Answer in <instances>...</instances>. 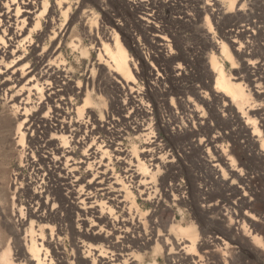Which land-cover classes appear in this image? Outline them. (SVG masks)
<instances>
[{
	"label": "bare ground",
	"instance_id": "1",
	"mask_svg": "<svg viewBox=\"0 0 264 264\" xmlns=\"http://www.w3.org/2000/svg\"><path fill=\"white\" fill-rule=\"evenodd\" d=\"M132 1L135 5L131 7L141 11L149 0ZM194 1L197 18L208 13L213 16L214 8L223 14L232 12L233 20H229H235L236 30L224 32L220 40H215L209 34L207 23L206 28L199 27L197 35L203 49L195 72L198 71L200 80H194L196 83L193 82L190 92H175L178 97L172 93V88L158 86L167 76L177 79L186 71L178 61L173 62L177 60L176 52L161 28L151 23L152 15L143 14L139 19L152 33L161 56H158V66L150 64L147 68V90L139 88L137 79L141 74L137 65L130 63L128 52L116 34L103 35V40L109 42L106 43L95 36L91 27L85 32L91 49L99 55L97 65L105 67L100 81L115 92L112 111L124 115L132 133L143 140L140 150L132 146L130 151H123L114 138V143L110 141L112 146L108 145L114 147L110 157L104 149L107 143L97 142L98 138L94 137L95 123L100 119L96 120L91 110L87 75L85 84L73 83L65 72H59L48 63L43 67L44 73L37 77L36 68L27 62L25 49L37 55L38 63L55 58L71 23L68 22L69 9L64 8L66 4L59 0L61 3L48 8L41 0H0V90L5 95L4 110L0 114V129L4 133L1 139L8 143L9 157L18 156V166L28 168L29 172L22 176L18 172L0 170V264H144L149 250L154 257L161 252L164 264H207L208 253L213 251L209 252V246L193 226L184 228L180 221L177 225L172 222L168 228L165 222L144 214L133 204V192L156 205L161 202L162 198H156L151 190V179L175 161L159 146L158 138L151 131L152 112L157 110H165L174 125L181 126L168 128L171 134L184 133L197 138L191 145L198 149L200 160L209 169V180L222 183L225 190L236 195L229 201L237 211L233 214L217 211L216 223L208 216L215 209L214 205L204 204L197 212L204 224L208 221L218 224L222 232L243 249L244 255H248L246 244L249 242L244 239L257 230L253 225L256 219L245 209H252L258 200L264 202V5L257 4L255 13L249 17L244 13L243 0L227 1V7L220 0ZM53 8L61 10L65 21L59 33L50 38L49 46L40 49L37 42L46 35L37 34V42H34L32 33L38 27L39 17H51ZM51 26H54L53 20ZM217 53L230 63L233 73H225ZM170 59L166 70L163 63ZM48 79L52 83L47 82ZM37 80L43 81L40 89L33 85ZM151 84L157 85L152 100L149 92L156 87L151 88ZM32 90H37L41 99L31 114ZM72 95L83 96L82 104L75 105ZM51 100L54 104L49 116L45 111ZM204 106L211 118L232 126L228 132L234 136L231 148L223 144L228 133L224 138L216 134L200 137L204 127L210 132L213 130ZM137 116L140 121L133 120ZM107 117L105 123L104 119L98 121L104 123L102 127L116 123L112 116ZM111 158L122 166L119 175L109 167ZM162 191L165 198L173 196L169 191ZM261 221L263 224L264 220ZM245 223L251 231L245 229ZM256 237L258 234L253 239ZM261 239L264 238L261 236ZM222 244V251L228 253L231 247L228 243ZM195 248L200 255L189 254ZM250 251L253 264H264L263 244ZM156 258L152 264L156 263Z\"/></svg>",
	"mask_w": 264,
	"mask_h": 264
},
{
	"label": "rangeland",
	"instance_id": "2",
	"mask_svg": "<svg viewBox=\"0 0 264 264\" xmlns=\"http://www.w3.org/2000/svg\"><path fill=\"white\" fill-rule=\"evenodd\" d=\"M44 1L47 3L48 8H52L53 4H55L56 6V4L61 2H64V5L66 4L64 8L65 7L68 8L69 9L68 14H70V16L67 14V18L68 16L71 17L68 18L69 19L68 22H71L69 23L70 26L68 25V32H67L68 34L66 35L64 40L58 45L59 49L55 58L53 57L49 61H46L43 64L38 63L37 55L32 54L29 49H25L27 62L29 63V65L31 66L33 65V67L36 68L37 77L39 76V74L44 73L43 67L48 63L49 64L51 63L53 68H57L59 72L61 73L65 72V74H67V76L73 83H79L80 85H82L81 83L85 84L84 77L85 75H87V77L89 78V85L87 91L88 94L90 95L91 110L93 112V115L95 116V119L96 120L100 119V121L105 120L104 121L105 123L106 120L108 119V117L106 118V116L110 115L116 120L115 124L113 125L109 124L107 125L108 127L105 124L106 128L102 127L104 123L102 122L99 123L100 122L99 120H98L99 122L96 121L95 123L96 125L94 124L95 127L97 126L94 137L95 139L98 138L97 142L103 140L104 143H107L104 149L106 150V155L108 154L107 156L110 155V157L113 154V150H114V147L110 148V146H112L110 141L114 143L113 141L114 138L117 139L116 144H118V147L120 145L119 148L123 151H130L132 146H135L137 147V149L140 150L143 144V140L139 138L137 139L136 137L137 135L132 133L131 129H129L130 124L125 120L124 115H118L114 112V110L112 111L111 109V101L115 97L114 94L115 92L112 88L104 85V83L100 81V78L102 77V72L105 71L104 69L105 67L103 65L101 66L97 65L98 63L97 60L99 55L96 51L91 49V45H92L91 41L87 36V34L85 33L86 31H88V28L91 27L93 31L95 30L94 32L95 36L97 38H101L102 40H103V35H105L106 33L116 34L119 42L128 52L130 63L134 66L137 65L136 67L141 74L139 80L137 79L139 88L143 87L144 89L147 90L148 89L147 75H146L147 68L150 67L149 66L150 64L151 66H158V60L159 58H161V56L159 55L160 50L157 49V47L153 43L154 40L152 39V33L149 30H146L145 27H143L144 25L143 23H141L142 21L139 19L140 17H142L141 15L143 14L152 15L150 19L151 23L161 28L162 33L166 35V37L169 39L170 44L172 45L174 51L176 52L177 60L175 58L173 62L176 64V62L178 61L177 63H180L183 67H185L186 75L183 74L177 77V79L172 76H167L168 78H166L165 82H163L164 84L163 83H160V85L158 84L159 87L166 86L169 87L170 89L172 88L171 89L172 93L175 95H176L175 92H177V94H180L185 90L187 92H190L193 82L196 83L195 81L198 82L200 80L198 71L195 72L196 71L195 65L198 62V58L200 59V57L202 56V49H203L201 38L198 37L197 35L198 30H200L199 27L205 26L206 28V23H207V26H209V29L207 27V29L210 32L209 34L215 40H220L224 32H228L234 29L236 30L235 20L234 22H232L233 20L232 17L234 15L232 12H227L223 14L220 11H218L219 12L218 13L214 8L213 16H211L208 13L205 15H201V17L199 16L200 19L197 18L198 16L195 14L193 8L194 6H196L194 0H149L147 2V6H145L144 9L141 11L135 10L131 7V5H135V3L132 0H130L131 2L129 0H61V2H59V0H53V1L41 0V2ZM227 1L230 0H220V2H223L222 4L224 5V7L228 6ZM243 1L245 2L244 13H246L247 15L249 14L248 15L249 17L251 14L255 13L257 4L261 3L262 5H264V0H243ZM60 11L59 10L57 11V9L53 8L54 13L52 14L51 17L47 18V16L45 15H41L39 17L38 27L33 31L31 38L32 41L37 42V38H36L37 34L46 35L42 40L37 42V45L39 44L40 49L48 47L50 44V38L54 36L53 34L59 33L58 31L60 30V26L65 21V17L60 13ZM52 20L54 22V26H51ZM238 25H241V23L237 24V26ZM103 41L106 42L105 40ZM217 54L216 57L219 64H224L223 68L225 69L224 70L225 73L228 75L231 74V72L233 73L234 71L231 68L232 66L230 65V63L224 61L222 56H220L219 54L218 56ZM101 56L103 57V59H106L104 58L105 57L104 54H101ZM179 60L181 62H179ZM192 61H193V66H192ZM166 62H164L163 64L165 65V69L167 70L168 64H171L170 63L171 59ZM174 63H172V65ZM196 75L197 77H195ZM178 78L181 80L183 78V80L182 81L180 80L179 82ZM47 82L52 83V80L48 79ZM145 82L147 84H145ZM177 82L179 83L178 85ZM42 83L43 81L37 80L33 83V85L35 86L37 85L36 88L40 89ZM151 88H155L153 90L151 89V92H149L150 93L149 97L152 100L154 98L153 97L154 90H157V85L153 86L151 84ZM31 92H32L31 96L29 97V105H30L29 113L32 114L35 112L36 106L39 100L41 99V94L37 90H32ZM2 93L4 94V92L0 90V114L4 110L3 103H4L5 95H3ZM176 96L178 97V95ZM71 97L75 105L82 104L83 96L76 97L75 95H72ZM52 104H54V100H51L49 102L48 105L49 108H47L46 109L47 111H45L49 116L52 115L51 114L52 112L51 110L53 107ZM206 110L207 109H205L204 111ZM206 113H207L206 115L209 116V112L206 111ZM166 115L167 114L165 113V110L164 111L157 110L155 112L153 111L150 120V125L152 126L151 131L153 132L155 137H157L159 140L157 143L159 144V146L165 148L168 154L172 156L173 159L175 160L174 163L169 165L170 167L168 166L166 170H163L161 173H159L158 175L154 176L151 179V185L153 186L151 190H153L156 193L155 195L156 198H158V196L159 199L162 198L161 202L158 205H156L155 203L149 200L146 201L145 197L137 196V193L133 192L132 196H133L134 206H136L144 214H150L151 216L153 215L154 219H157L162 223L165 222L164 224L168 228L170 227V224L172 222L173 224L177 225L180 221L182 222L181 226L184 228L187 226H193L196 232L198 234L200 233L199 235L203 238V240H205V242L209 246L208 247L209 252L213 251L211 252L213 255L208 253L207 264H253L252 252L250 250L254 249V247L257 245H262V244L264 245V239H261V236L262 238H264L263 237L264 226H261L264 225V221L263 224L261 221L262 219L264 220V216H263L264 202L258 200L256 201L257 204L255 203V206L252 207V209L250 208L245 209V211L249 210L250 212L249 211L247 212L250 215L253 214L252 216L256 219V222H254L253 225L254 227L256 226V230L258 232V233L257 232L252 233L251 236H247L249 239L247 237L246 239H244L245 242L247 241L249 242V244L247 243L246 245L248 246V250L251 253L250 254L248 252V255L245 256L243 253V249L235 242H232L230 237H228L222 232L219 225L215 224L216 217H218L219 214L218 213L219 210L223 214H225L227 211H228L227 213H232V214L234 213V211H237V209L231 204L232 201H229L231 199H234V196L236 195L233 192L231 194L230 193L231 190H227V189L225 190L222 183L213 182L209 180L208 178V176L210 175L209 169L205 165H203L204 163L200 160L201 156L198 149L192 147L193 145L192 142L195 141V139L197 138L189 137V135L184 133L181 135L178 133L171 134L168 128H173V126L174 128L175 126L177 127H181V126H179L178 123L174 125L175 123H173L169 118V116L167 117ZM138 117L139 116L134 117L133 120L140 121L141 119L140 117L139 118ZM215 119H216L215 117L213 119L211 118V115L209 116V122H210L209 127H211L215 133L213 132V130L211 132L209 130H206L208 129V127L207 128L204 127L200 132L201 134L200 137L205 138L207 136L216 134L221 137L224 135L223 136L224 138L225 135L228 132H230L229 130L232 129V126H230L227 122H223L221 119H216V120ZM219 122H222V125ZM165 126L167 129L165 128ZM207 131L210 135L206 133ZM217 131L219 132V134ZM3 134H4L3 131L0 129V170L7 169L10 172H18L22 176H27L29 174L28 168L18 166L17 162L19 160V157L16 156L12 159L9 157L10 155L8 151V143L4 142L1 139L2 138L1 136H3ZM118 134H120L119 136H121V138L119 139H118ZM191 138L194 140H192ZM233 138L234 136H230L228 133V135H226V138H224L223 144L231 148L233 143ZM109 143L110 146H108ZM33 150H34V156L37 157L35 149ZM109 167L111 168L113 173H115V175H119L122 171L121 164L117 163L113 158H111ZM255 171H258V169H256ZM162 190L169 191V193L172 194L173 196L169 195L170 198H168L169 196L165 198V196L162 195L163 193ZM22 199H24V197H22ZM204 204L214 205L215 209L213 208L214 210L208 216L211 219L214 218L213 221L215 223L212 221H208L204 224L201 217L198 216L197 210L198 208H200V206H203ZM216 204L219 206L220 209L217 208L218 206H215ZM128 205H130V203ZM253 208H258V209L256 210L254 209L255 210L254 211ZM260 209H263V211L262 210L259 211ZM259 212L263 217L260 214L259 215L261 216V218L259 217L258 215ZM254 214L255 215L257 214L258 217L257 215L254 216ZM53 224L54 222L52 223V225ZM245 224H246L245 229L248 228L246 230L251 231V227L247 223ZM255 224H257L258 226ZM258 227L262 232L258 230ZM255 234L256 236L258 234V238L256 237V239H253V236ZM64 243L66 246L68 245L67 238L64 239ZM222 243H228V245L231 247L228 253L222 251L224 250L222 247L223 246ZM148 252L149 254H147L144 257V264H152L153 259L155 257H157L155 264L166 263L165 261H163L164 257L162 256L161 252L158 253L157 256L155 257L152 256V252L150 250L147 251L146 253ZM190 253L191 254L196 253V255L201 254V252L197 248L193 250L191 249V251H189V254ZM211 255L212 258H210Z\"/></svg>",
	"mask_w": 264,
	"mask_h": 264
}]
</instances>
